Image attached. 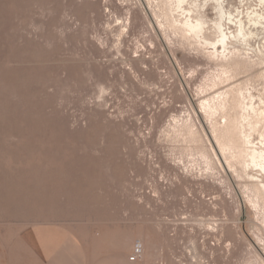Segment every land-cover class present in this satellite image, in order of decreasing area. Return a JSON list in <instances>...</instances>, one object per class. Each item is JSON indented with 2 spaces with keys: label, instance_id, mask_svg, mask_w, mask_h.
Here are the masks:
<instances>
[{
  "label": "rangeland",
  "instance_id": "374dc122",
  "mask_svg": "<svg viewBox=\"0 0 264 264\" xmlns=\"http://www.w3.org/2000/svg\"><path fill=\"white\" fill-rule=\"evenodd\" d=\"M192 1L0 0V264H264L263 175L212 138L264 108V0H225L227 62Z\"/></svg>",
  "mask_w": 264,
  "mask_h": 264
},
{
  "label": "bare ground",
  "instance_id": "6f19581e",
  "mask_svg": "<svg viewBox=\"0 0 264 264\" xmlns=\"http://www.w3.org/2000/svg\"><path fill=\"white\" fill-rule=\"evenodd\" d=\"M167 1L172 2L177 9L185 11L184 3L189 1V0H167ZM210 1L212 2L213 9L215 10L214 12L216 14V17H215L213 24H212L213 28L215 30V33L217 34V37H218V39H217L218 45L216 44V42H215V44L217 45L216 47H219L222 49V52L220 53L221 57H219L220 60L223 62H227L229 59H231L233 57L232 52H228L227 54H225L226 53L225 51H227L229 49L228 46L234 40L246 39L247 36L251 34V32H250V30H248V31L245 30L246 27L244 26V21L242 20V18L238 19V17L234 23V30L229 31L230 27L229 26L227 27L226 23H222V19L224 16L227 15V18H228L227 20H229V21H231L230 18L232 17L230 10H227L225 8V0H210ZM261 1L262 0H260V2ZM192 2H193L192 6L193 5L195 6V2H197V1L193 0ZM261 3H264V1H262ZM149 6H150V4H149ZM189 6H191V5H189ZM190 10L192 11V9H190ZM183 11H181V12H183ZM247 15H248V13H247ZM248 19H249V21L252 22V23L251 22H249V23L254 25V23L255 24L260 23L261 20L264 19V16L261 13L253 11V12H251L250 15H248ZM229 21H227V22H229ZM204 25H205V20L203 19L202 15L200 13H197L193 17L190 15L185 17L184 20L182 21V24H181L182 28L181 29L187 31L192 36L202 35V39L204 40L205 43H207L208 45L210 44V45L214 46V43L207 41V39L205 38V36L203 34ZM199 40H200V38H199ZM229 53H230V55H228ZM210 54L211 55H218L219 53H218L217 49H214L213 52H211ZM248 97H251V95H249ZM245 99H246L245 94L242 92H238L237 95L234 96L232 104L234 106L233 108H235V106L239 108L240 114L237 117H233V118L227 117L225 115L222 116L224 119L223 126H225L227 128L226 131L228 132V134L230 131L232 132V127L234 125H236V124L238 125L237 136L231 135V138L228 142H221L219 137L217 136V133L215 132V130H212V132H213L212 138L214 139L217 150H219V152L224 156V158L226 157L225 154L227 152L231 151L232 149H237L239 153L244 154L249 159L250 164H252L253 167H256L258 169V171L262 173L263 178H264V135L260 134L263 137V139L261 141V144L259 143V145H256V144H253V140L251 139V134L247 131V130H250V131L251 130H257V125L259 124V121H260L259 118H260V116H262V113L264 112V108H262L259 112H257L258 109H255L250 104V102H249V104L245 103L244 102ZM203 104L201 103V105H203ZM223 106L225 107V105H223ZM249 111H251L252 114L256 113L258 118L256 116H255L256 118H252L253 116L250 115L251 112L249 113ZM206 112H207V109L205 112H203V114L202 113L201 114L203 116H205L204 113H206ZM253 185L257 188V190H260V191L264 190V181L263 180H255V182H253Z\"/></svg>",
  "mask_w": 264,
  "mask_h": 264
},
{
  "label": "crops",
  "instance_id": "0c3cea01",
  "mask_svg": "<svg viewBox=\"0 0 264 264\" xmlns=\"http://www.w3.org/2000/svg\"><path fill=\"white\" fill-rule=\"evenodd\" d=\"M38 260H39V254H38Z\"/></svg>",
  "mask_w": 264,
  "mask_h": 264
}]
</instances>
